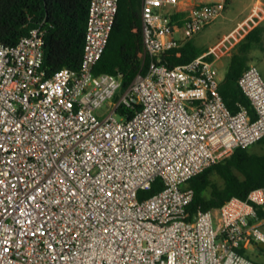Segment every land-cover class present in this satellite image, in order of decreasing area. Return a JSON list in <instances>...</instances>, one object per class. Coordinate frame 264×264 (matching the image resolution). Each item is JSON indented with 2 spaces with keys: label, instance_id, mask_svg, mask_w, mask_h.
Returning a JSON list of instances; mask_svg holds the SVG:
<instances>
[{
  "label": "built area",
  "instance_id": "built-area-1",
  "mask_svg": "<svg viewBox=\"0 0 264 264\" xmlns=\"http://www.w3.org/2000/svg\"><path fill=\"white\" fill-rule=\"evenodd\" d=\"M191 1L143 0L150 63L125 89L121 73H95L119 0H90L78 70L48 76L42 26L0 44V264H258L245 253L264 255V188L189 211L192 178L264 138L257 66L238 81L255 118L220 94L227 38L188 64L162 63L227 8ZM157 179L163 189L140 200Z\"/></svg>",
  "mask_w": 264,
  "mask_h": 264
},
{
  "label": "trees",
  "instance_id": "trees-1",
  "mask_svg": "<svg viewBox=\"0 0 264 264\" xmlns=\"http://www.w3.org/2000/svg\"><path fill=\"white\" fill-rule=\"evenodd\" d=\"M230 2L227 0V5ZM142 3L143 0H119L107 47L95 67L97 75L121 73L124 89L138 74H146L150 63L143 45ZM89 6L90 0H0V44L13 46L32 29L42 26L46 30L44 67L48 76L62 68L78 70L84 53ZM183 16L176 14L174 19L180 21ZM263 36L264 26L257 25L233 47L219 88L232 112H237L242 105L252 118L255 115L251 103L238 81L250 65L252 51L262 45ZM207 51L198 48L192 39L180 48L167 51L161 61L169 67L185 65ZM258 144L264 149V138ZM214 176L222 180V185L213 180ZM188 187L194 190L189 206L191 215L218 209L233 197L247 200L253 190L264 188V154L250 148L236 149L192 178ZM162 189L163 184L157 179L150 190L140 192L139 199L150 198ZM258 212L264 219V210L258 208Z\"/></svg>",
  "mask_w": 264,
  "mask_h": 264
},
{
  "label": "rangeland",
  "instance_id": "rangeland-1",
  "mask_svg": "<svg viewBox=\"0 0 264 264\" xmlns=\"http://www.w3.org/2000/svg\"><path fill=\"white\" fill-rule=\"evenodd\" d=\"M196 2L197 0H192L191 4ZM254 2L255 0H231L228 10L193 38L195 45L201 49H207L215 43L227 38L225 48L223 49L224 55L220 57L216 63V67L218 68V72L222 78L224 77L228 68L229 54L233 47L240 41L241 35L244 34V31L240 30L239 34L230 37V34L232 33L231 31L233 28L239 27V25H235V22L241 19V13L246 12L254 4ZM245 29L247 30L248 28L245 27ZM251 58L250 65L253 64L257 66L262 77L264 78V40L261 46L254 48ZM107 109L108 106H105L100 111V113H104ZM250 150L264 154L263 147L258 143L250 147ZM213 180L219 185H222V180L218 176H214ZM262 229L264 230V226ZM245 255L258 264H264V255L261 250L249 249L246 251Z\"/></svg>",
  "mask_w": 264,
  "mask_h": 264
},
{
  "label": "crops",
  "instance_id": "crops-1",
  "mask_svg": "<svg viewBox=\"0 0 264 264\" xmlns=\"http://www.w3.org/2000/svg\"><path fill=\"white\" fill-rule=\"evenodd\" d=\"M230 4L231 2L229 3V5ZM229 5H227L225 12L228 10ZM240 18L241 19L235 22L236 23L235 25H239V27L232 29L231 31L232 33L230 34V37H233L234 35L239 34L240 30H243L244 34L241 35V39H242L253 27L257 25L264 26V0H255L254 4L246 12L241 13ZM245 27L248 29L246 30ZM263 40H264V36H263ZM218 43H215L214 45L210 46L207 49L205 48H202V49H204V51L209 50L210 48L214 47Z\"/></svg>",
  "mask_w": 264,
  "mask_h": 264
},
{
  "label": "water",
  "instance_id": "water-1",
  "mask_svg": "<svg viewBox=\"0 0 264 264\" xmlns=\"http://www.w3.org/2000/svg\"><path fill=\"white\" fill-rule=\"evenodd\" d=\"M258 247L262 249V248H264V244L261 243L258 245Z\"/></svg>",
  "mask_w": 264,
  "mask_h": 264
}]
</instances>
